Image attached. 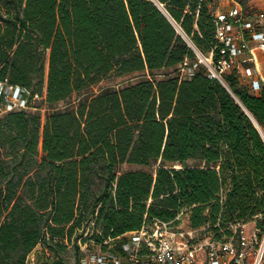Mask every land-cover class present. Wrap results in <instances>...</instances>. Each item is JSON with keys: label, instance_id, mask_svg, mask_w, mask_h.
Listing matches in <instances>:
<instances>
[{"label": "trees", "instance_id": "16d2710c", "mask_svg": "<svg viewBox=\"0 0 264 264\" xmlns=\"http://www.w3.org/2000/svg\"><path fill=\"white\" fill-rule=\"evenodd\" d=\"M157 1L203 52L216 47L208 3L197 17L198 0ZM186 59L154 0H0V80L53 108L43 121L30 99L0 116V264H27L40 245L65 264L66 242L181 213L218 239L252 220L264 233V136L244 109L264 132V86L231 74L230 91L203 67L182 78ZM113 75L136 81L91 93Z\"/></svg>", "mask_w": 264, "mask_h": 264}, {"label": "built area", "instance_id": "2783aa9c", "mask_svg": "<svg viewBox=\"0 0 264 264\" xmlns=\"http://www.w3.org/2000/svg\"><path fill=\"white\" fill-rule=\"evenodd\" d=\"M198 1L196 16L202 4L208 3L215 26L217 45L208 53L193 42L164 4H159L197 56L196 61L186 59L179 65L181 77L192 78L203 67L209 78L218 79L228 88L227 78L235 74L250 92L259 94L264 86V9L246 4L252 0H226L227 4L221 0ZM38 98L44 97L32 96L29 89L0 80V116L30 109V99ZM177 220L154 218L140 229L115 238H91L90 245L86 242L82 246L79 264H264V233L256 220L232 224L234 234L220 239L204 233L206 227L194 229L189 222L188 228L182 227L183 213ZM34 252L29 254L27 264H51Z\"/></svg>", "mask_w": 264, "mask_h": 264}, {"label": "rangeland", "instance_id": "374dc122", "mask_svg": "<svg viewBox=\"0 0 264 264\" xmlns=\"http://www.w3.org/2000/svg\"><path fill=\"white\" fill-rule=\"evenodd\" d=\"M223 4H227L226 0H221ZM248 3L249 6H251L252 8H256L259 10L264 9V0H252L249 2H246V4ZM264 67V64H263ZM47 73H48V64H47ZM136 81V78H133L132 75L131 76H125V77H117V76H111L109 78H106L104 80H102L100 83H98L97 85L93 86V88L91 89V93H98L101 90L108 88V87H120L123 85H126L130 82H134ZM47 86V78H46V84ZM78 95L76 94L73 98L67 100L66 102L63 103H59L58 105H56V109H64L66 107H69L71 105H73L76 101H77ZM32 104L34 106H36L38 109V111L36 112H40L43 116V121L46 118V115L53 111V108L51 109L48 104L45 102L44 98H38L36 100H33ZM191 164H193L194 162L191 161ZM141 168L140 166L137 165H130V164H125L123 165V170H131V169H139ZM189 220H188V215L184 214L183 215V220L181 222V226L184 227L185 229L188 228L189 225ZM251 226V225H250ZM93 227H94V223L91 224L90 228L87 229V232L85 234V237H91L93 234ZM88 242V244L90 245V239H88L87 241H84L83 239H79L78 244L80 249H77V245L74 242V240L72 242H66V247L65 249H63L60 253V257L64 260L65 264H78V260L80 259L81 256V252H82V246L85 245V243ZM49 252V253H48ZM46 252V250L40 245L35 249L34 254L39 257V258H43L46 259L48 261H51L53 258V256H51V252L48 251Z\"/></svg>", "mask_w": 264, "mask_h": 264}, {"label": "water", "instance_id": "95a60500", "mask_svg": "<svg viewBox=\"0 0 264 264\" xmlns=\"http://www.w3.org/2000/svg\"><path fill=\"white\" fill-rule=\"evenodd\" d=\"M158 5L160 4L157 0H154ZM163 11V10H162ZM166 15H167V17L169 18V15L165 12V11H163ZM228 88V87H227ZM228 90H230V88H228ZM231 91V90H230ZM245 109V111L247 112V114L250 116V118L253 120V122H254V124L256 125V127L260 130V132L263 134V136H264V132H263V130H262V128H261V126L259 125V123H258V121L253 117V115L246 109V108H244Z\"/></svg>", "mask_w": 264, "mask_h": 264}]
</instances>
